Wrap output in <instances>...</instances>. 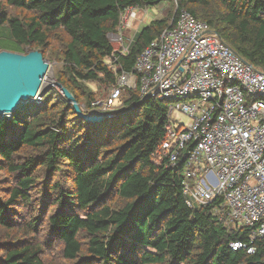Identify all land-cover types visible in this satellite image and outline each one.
<instances>
[{"label":"trees","instance_id":"obj_1","mask_svg":"<svg viewBox=\"0 0 264 264\" xmlns=\"http://www.w3.org/2000/svg\"><path fill=\"white\" fill-rule=\"evenodd\" d=\"M170 1L173 21L188 11L264 73V0H0V52L30 49L45 60L52 36L62 35L57 81L89 107L95 97L87 84L111 88L116 81L106 60L119 50L108 38L119 15ZM169 24L157 19L141 28L119 68L132 73L136 57ZM56 94L51 88L41 103L0 119V264H45L44 232L72 264H264L258 240L253 254L231 248L249 245L250 229L228 231L210 207L185 205L179 164L151 161L168 102L128 90L109 119L88 123Z\"/></svg>","mask_w":264,"mask_h":264},{"label":"built area","instance_id":"obj_2","mask_svg":"<svg viewBox=\"0 0 264 264\" xmlns=\"http://www.w3.org/2000/svg\"><path fill=\"white\" fill-rule=\"evenodd\" d=\"M139 10L143 23L147 8L131 6L111 33L110 42L119 46L106 60L116 75L114 86L105 99L82 110L110 113L125 90L168 102L151 161L163 168L179 164L185 205L210 207L228 231L250 229L249 245L237 242L231 248L253 254L256 240L264 246V73L183 9L136 57L132 73L123 72L116 64L129 46L123 31L139 19Z\"/></svg>","mask_w":264,"mask_h":264},{"label":"water","instance_id":"obj_3","mask_svg":"<svg viewBox=\"0 0 264 264\" xmlns=\"http://www.w3.org/2000/svg\"><path fill=\"white\" fill-rule=\"evenodd\" d=\"M49 66L38 51L26 55L0 52V119L8 118L28 102L37 101L45 92L56 87L72 107L75 114L88 123H101L111 117L109 113H85L74 96L59 82L40 93L41 84Z\"/></svg>","mask_w":264,"mask_h":264},{"label":"rangeland","instance_id":"obj_4","mask_svg":"<svg viewBox=\"0 0 264 264\" xmlns=\"http://www.w3.org/2000/svg\"><path fill=\"white\" fill-rule=\"evenodd\" d=\"M174 11H175L174 1L162 2L156 7L147 8L146 22H149L151 20H157V19L158 20L168 19V23H170L172 20L171 14H173ZM10 12L23 19L28 18L30 15L29 13H26L24 11L17 10V9H11ZM138 15H142V13ZM108 38L111 41V33H109ZM64 43H65V38L62 35L57 34V33L54 36H52V38L50 39V47L45 52V56H46L45 62L49 66V69H48L47 75L42 81L40 93L44 92L55 82H58L57 78L62 75V71H63L62 55H63ZM26 51H28L29 53L32 52L30 49H27ZM87 87L94 94V97H95L94 99H105L107 95L109 94L110 89L112 88V87L106 88L105 86L97 87V85L94 83L87 84ZM52 90L57 93L56 95L59 94V96H57L58 98L60 97L64 98L56 87H52ZM127 91L128 90H125L124 95L127 94ZM41 102H42V97H40L37 101L31 100L26 105L39 104ZM119 105L120 104H118L115 109L121 106ZM172 105L177 106L179 105V103L175 102ZM82 108L88 109V107H86L85 105H82L81 109ZM178 117H180L183 121H185L183 115H178ZM47 238H48V235L46 232H44L42 235V241L45 242L44 243V253H46L45 258H44L45 264H72L70 262L64 261L62 258V252H61L63 248L62 243L58 241H54L53 239L45 241ZM79 240L83 246L86 245L87 240L84 235L79 236ZM82 255L84 256V252L82 253Z\"/></svg>","mask_w":264,"mask_h":264},{"label":"crops","instance_id":"obj_5","mask_svg":"<svg viewBox=\"0 0 264 264\" xmlns=\"http://www.w3.org/2000/svg\"><path fill=\"white\" fill-rule=\"evenodd\" d=\"M141 11V12H140ZM140 13L143 12V10H139L138 11ZM142 17V15H138V20H136L129 29H126L123 31V35H124V45L128 46L129 43L132 41L133 37L135 36V34L141 29L143 28L146 24H148L149 22H146V18L147 16L144 18L143 23H140V18ZM152 21V20H151ZM114 33H116V29L114 31Z\"/></svg>","mask_w":264,"mask_h":264}]
</instances>
